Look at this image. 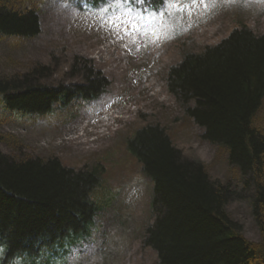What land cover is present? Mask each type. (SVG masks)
I'll list each match as a JSON object with an SVG mask.
<instances>
[{"label": "trees", "instance_id": "16d2710c", "mask_svg": "<svg viewBox=\"0 0 264 264\" xmlns=\"http://www.w3.org/2000/svg\"><path fill=\"white\" fill-rule=\"evenodd\" d=\"M29 1L0 0V38L18 44L40 34L38 7ZM37 69L0 80V113L17 120L48 114L55 102L64 108L71 96L92 99L108 85L87 68L84 85L53 87L40 80L48 68L39 75ZM168 86L205 128L204 139L226 150L243 190L211 180L165 127L142 126L128 150L153 183L155 220L144 245L160 264H264V128L257 124L264 106V34L234 28L218 44L187 53L170 67ZM104 174L99 164L78 169L55 156L0 153V264H69L70 248L90 238L98 214L114 200ZM248 197L259 241L248 239L227 210L233 199Z\"/></svg>", "mask_w": 264, "mask_h": 264}, {"label": "rangeland", "instance_id": "374dc122", "mask_svg": "<svg viewBox=\"0 0 264 264\" xmlns=\"http://www.w3.org/2000/svg\"><path fill=\"white\" fill-rule=\"evenodd\" d=\"M78 3L45 0L37 38L18 45L0 39V80L35 72L38 66L37 75L40 68H48L40 76L47 83L76 82L84 79L87 68L73 65L74 58L92 59L96 69L113 79L112 97L135 107L122 108L128 111L129 122L83 151L60 140L68 121L60 123L51 116L29 123L1 113L0 153L57 156L75 167L102 162L115 197L99 213L90 240L72 248L70 263L159 264L157 252L143 244L151 218L152 183L129 154L125 140L141 126L161 124L177 146L205 164L212 179L235 188L239 171L227 162L226 152L201 137L203 129L168 92L166 78L170 65L187 52L218 43L235 25L245 23L264 33V0H164L158 9L150 0H105L97 7L88 0ZM101 55L107 62L97 58ZM257 124L264 128V107ZM249 198L233 200L228 211L248 239L259 240Z\"/></svg>", "mask_w": 264, "mask_h": 264}]
</instances>
